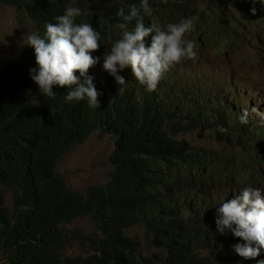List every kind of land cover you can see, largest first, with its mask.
Returning <instances> with one entry per match:
<instances>
[{
  "label": "trees",
  "instance_id": "obj_1",
  "mask_svg": "<svg viewBox=\"0 0 264 264\" xmlns=\"http://www.w3.org/2000/svg\"><path fill=\"white\" fill-rule=\"evenodd\" d=\"M201 1L148 0L151 12L141 8L140 16L146 27L155 24L166 30L169 24L198 17L183 37L198 42L199 31L204 29L207 35L217 38L220 47H225L228 39L222 22L230 19L231 10L226 13L219 0H204L207 6L215 4L221 13L209 18L200 6ZM0 3L15 6L39 28H46L69 6L79 8L81 17H87L100 33L103 52L96 56L101 58L100 73H105L103 82L94 79L97 91L102 93L95 107H90L87 100L67 101L61 93L56 95L54 89L51 96L41 94L39 85L29 83L30 69L36 67L28 68L23 74L24 65L30 62L27 54L15 57L10 67L16 90H11V84L0 77V256L3 261L6 264H155V261L181 264L179 249L186 254L193 247L212 245L210 255L201 264H223L227 258L217 245L220 236L213 222L203 219L202 209L195 208L194 203L200 201L185 193L180 177L186 168L226 155L236 145L234 132L226 130L220 134V150L191 145L177 135L196 127L206 129L214 122L202 119L190 105L181 106L189 96V91L181 85L183 78L165 89L163 95L159 90L149 92L137 84L124 85V92L119 93L114 77L103 70L105 52L122 39V30L116 27L122 22L117 13L123 8L127 14L133 4L140 8L142 0H0ZM135 23V20L130 22L128 29H134ZM111 40L114 43L107 47ZM165 85L164 81L161 86ZM34 98L42 100L41 103L31 104ZM249 123L247 120L243 124L247 131ZM99 128L111 132L115 138L110 157L114 168L103 185H91L85 193L74 191L63 176L55 173V164ZM231 158L236 159L234 155ZM5 190L13 194L12 209L5 206ZM85 217L91 219L93 233L65 229ZM133 225L148 230L157 250L149 255L141 251V243L127 232ZM75 243L89 246L92 252L86 257L64 255ZM160 249L167 256L163 257Z\"/></svg>",
  "mask_w": 264,
  "mask_h": 264
},
{
  "label": "clouds",
  "instance_id": "obj_2",
  "mask_svg": "<svg viewBox=\"0 0 264 264\" xmlns=\"http://www.w3.org/2000/svg\"><path fill=\"white\" fill-rule=\"evenodd\" d=\"M203 2L206 3L204 0ZM219 2L220 7L226 9V13L231 10L230 19L221 21L224 35L228 39L225 47H220L217 38L207 35L204 29L199 31L198 42L191 41L188 36L183 37L192 29L193 22L198 20V17L183 19L178 24H169L166 30L155 24L145 26L140 12L141 8L147 13L151 12L148 0H142L140 8L134 4L130 5L127 14L121 8L117 15L122 22L116 27L122 30V39L115 43L111 40L110 45L114 44L103 57V70L114 77L119 85L118 92H124V85L137 84L149 92L159 90V94L163 95L165 89L181 78L182 87L190 92L199 75L198 70L210 62V54L215 48L221 56L227 50H232L234 36L243 33L247 24L264 34V0H235L241 16H237L235 8H229L225 0ZM208 8L209 10L205 9V16L209 18L215 13H220L215 4L209 5ZM80 14L79 8L69 6L48 23L46 28L35 25V31L27 37L26 45L29 47L20 52L30 57V62L24 65L23 69H26L23 74L25 75L28 68L36 67L30 69L32 79L29 83L31 86L39 85L41 94L51 96L54 89L56 95L61 93L67 101L87 100L90 107H95L99 104L98 96L102 93L97 91L94 79L103 82L105 74L100 73L101 58L96 56L103 52V42L95 26ZM133 20L136 21L135 27L129 30L128 25ZM201 31L207 35V41L201 40ZM149 36L150 40L145 41ZM182 38L188 40L183 41ZM110 45L106 43L107 47ZM251 46L256 48L257 56L250 64L252 66L257 62L260 65L256 76L248 73L242 79H234L237 73L231 67L226 73L230 82L225 86L219 83L216 73L211 71V88L205 101L189 104L202 119L214 122L206 129L216 130L214 137L219 141V148L215 150H220L222 145L220 134L226 130H232L235 134L236 145L229 149L226 155L223 154L219 159L210 158L207 163L186 168L180 177L185 193L200 201L194 203L195 208L202 209L203 219L211 220L215 232L220 236L221 242L217 245L228 259L224 260L223 264H264V44L257 39L251 41ZM14 59L15 57L0 71V77L3 76V79L11 84L13 91L17 89L13 83L14 75L10 71ZM127 67V72L122 75L120 72ZM206 70L209 72L207 68ZM164 81L166 85L161 86ZM227 86H230L231 91ZM238 95L249 100L248 107L238 100ZM189 96L192 97L190 93ZM253 98L255 104L250 103ZM41 101L34 98L30 103L37 105ZM235 102L240 105L236 106ZM247 120L250 122L249 131L243 126ZM97 130L106 131L102 128L95 131ZM231 155L236 159H232ZM62 157L55 164V173L58 175L61 174L57 165ZM7 192L13 197L12 192L5 190V194ZM5 206L7 207L6 196ZM150 239L154 246L151 235ZM135 240L140 242L137 238ZM182 247H186V244L183 243ZM211 247L212 245H200L193 247V250L186 254L179 249L178 259L181 264H201L210 255ZM158 251L163 257L167 256L165 250ZM91 252L88 249L87 255L66 256L86 257ZM155 264L162 263L155 261Z\"/></svg>",
  "mask_w": 264,
  "mask_h": 264
},
{
  "label": "rangeland",
  "instance_id": "obj_3",
  "mask_svg": "<svg viewBox=\"0 0 264 264\" xmlns=\"http://www.w3.org/2000/svg\"><path fill=\"white\" fill-rule=\"evenodd\" d=\"M225 2H227L229 8H235L237 16H241L239 6L235 0H225ZM200 6L203 9L209 10L207 4L202 1ZM35 29V24L25 18L15 6L0 3V71L4 69L12 58L29 47L26 45L27 37L32 34ZM200 38L202 41H207V35H205L204 31L200 32ZM247 39H249L248 42ZM257 39L264 44V34L259 33L255 27L247 24L243 33L234 36L235 41L233 40L232 42L233 49L227 50L223 55L224 57L217 54V48H215L210 54V62L198 70L199 75L197 80L195 84L191 86V91L189 92L192 97L188 96L185 103L181 106H187L195 102L203 103L205 101L208 90L211 88L209 79L212 76L211 71L216 73L219 83L225 86L230 82V77L226 73L231 67L237 73L234 79H242L248 73H252L253 76H256L260 65L256 62L251 66L250 63L257 56V50L251 46V41ZM182 40L186 41L188 39L182 38ZM214 41L217 43L216 40ZM107 45H110V43L108 42ZM262 65L264 66V59ZM127 70L128 67L120 73L124 75ZM227 88L229 90L231 89L230 86H227ZM238 100L244 103L245 107H248L249 100L247 98L238 95ZM251 102L253 104L256 103L254 98L250 103ZM235 103L240 104L239 102ZM260 113L262 114V112ZM256 122L259 123L258 120H256ZM261 127H263V125H261ZM177 137L201 149L209 150L219 148V141L214 137L212 128L202 132L199 127H196L191 130L180 132ZM114 146L115 141L111 133L97 130L84 142L67 151L59 161L57 170L72 189L84 193L90 185L104 184L110 177L113 170L110 155ZM5 196L6 205L11 209L13 205L12 195L7 192ZM65 229H78L88 234L93 233L94 225L89 217H85L68 224L65 226ZM127 232L142 243L141 250L144 254L149 255L155 250L150 235L143 226H133ZM88 248L89 246L81 247L75 243L66 249L65 254L87 255ZM0 264H6L1 256Z\"/></svg>",
  "mask_w": 264,
  "mask_h": 264
},
{
  "label": "bare ground",
  "instance_id": "obj_4",
  "mask_svg": "<svg viewBox=\"0 0 264 264\" xmlns=\"http://www.w3.org/2000/svg\"><path fill=\"white\" fill-rule=\"evenodd\" d=\"M250 162H248L247 164H249ZM204 196V195H203ZM219 241V240H218Z\"/></svg>",
  "mask_w": 264,
  "mask_h": 264
}]
</instances>
